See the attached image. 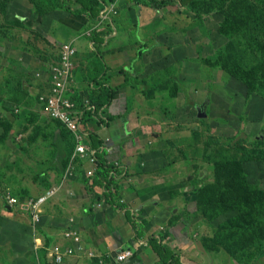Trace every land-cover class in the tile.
<instances>
[{
  "label": "rangeland",
  "instance_id": "rangeland-1",
  "mask_svg": "<svg viewBox=\"0 0 264 264\" xmlns=\"http://www.w3.org/2000/svg\"><path fill=\"white\" fill-rule=\"evenodd\" d=\"M123 1L132 13L116 8L112 20L101 22L60 9L44 14L29 0H0V257L40 263L51 208L34 226L21 204L65 173V155H56L51 138L56 124L37 109L41 80L60 40L82 39L80 56L90 46L85 38L105 28L117 31L107 59L113 84L124 86L108 108L114 115L108 124L128 130L122 142L131 153H152L151 164L147 157L137 161L150 190L185 198L200 240L224 248L216 232L225 233L236 260L264 264V159L244 156L245 147H264V139H250L264 138V0H253V7L246 0ZM9 45L22 54H11ZM246 211L256 212L248 225L236 219Z\"/></svg>",
  "mask_w": 264,
  "mask_h": 264
},
{
  "label": "crops",
  "instance_id": "crops-1",
  "mask_svg": "<svg viewBox=\"0 0 264 264\" xmlns=\"http://www.w3.org/2000/svg\"><path fill=\"white\" fill-rule=\"evenodd\" d=\"M123 2V0H118V11L121 9V13L129 15L134 11V8H127V6L122 5ZM79 18L87 19L88 17L79 16ZM114 23L116 24V22ZM115 27L117 30V25ZM116 34L117 31L114 34H103L104 41L98 44L95 39L90 38L91 36L86 37L85 41L88 42L86 45H93V47L85 48L80 56L78 42L82 39L72 37L71 39L60 40L57 48L65 41H72L77 49L74 57L73 78L70 83V95L76 94L77 91L86 95L88 89L84 90L82 85L86 82L84 79H88L90 61L94 57L96 46H99L100 53L112 71L113 79L114 71L111 69L112 64L107 58L113 51L109 48L114 47L110 44ZM109 45L110 47H108ZM11 47H14V45L6 47V50L11 54L14 53L15 56L22 54V48L19 45L17 49H11ZM57 48L56 50H58ZM91 53L93 54L90 60L87 61V59L82 58ZM132 67H134L133 61L130 65V68ZM47 79L48 74L45 79L43 77V80H41L42 89L39 94L48 89L49 82ZM110 83L113 84L112 81ZM31 89L35 90V87H31ZM114 103L116 102L113 101L109 108ZM36 104L37 109L40 110L39 112L45 115L46 113L43 112L39 99ZM126 122L127 119L124 118L122 125L125 126ZM92 124L94 125H92L93 129L99 131L101 136L107 135L106 137L113 138V140H110L113 141L110 144L113 149L108 150L106 157L114 163L118 161L120 167L127 170L119 195V201L123 204V207L114 206L106 197L97 199L94 192L88 189L85 179L88 177L87 171L93 167V163L86 159L83 160L84 165L75 174L78 178L71 177L66 181L61 178L59 181L52 183L57 184L63 180L60 192L44 204L43 214L51 208L49 211L51 225L46 229V234H43L46 243L39 251V264H42L41 251L44 248L48 249L46 256L48 263L55 264L50 252L56 245L62 246L64 250L68 248L75 249V254L68 256L62 264H157L159 258L157 251L150 243V235L159 237L163 244L179 252L187 264H243L214 241L197 238L198 232L194 228L195 216L184 212L183 203L185 198L181 195L157 194L154 190H150L146 183L145 174L138 168L137 161L142 157H147L148 163L151 164L150 157L152 155L150 154L152 153L144 152L143 148H136L131 153L130 146L128 147L122 142L126 137L124 135L129 134L128 130L123 127L119 131L114 123L105 125L107 127L100 126L98 128H96L95 122H92ZM53 179L56 180V178ZM95 190L103 193V187L101 186L95 187ZM192 205L193 203L189 204V209L193 207ZM126 212H129L132 221L136 222V227H134ZM67 232L74 233V236L68 237ZM76 237L79 238V242L74 240ZM36 238V240H42L38 236ZM122 250H132L133 256L123 262H118L116 261V255ZM0 264L14 263L0 257Z\"/></svg>",
  "mask_w": 264,
  "mask_h": 264
},
{
  "label": "trees",
  "instance_id": "trees-1",
  "mask_svg": "<svg viewBox=\"0 0 264 264\" xmlns=\"http://www.w3.org/2000/svg\"><path fill=\"white\" fill-rule=\"evenodd\" d=\"M37 10H40L43 13H48L56 9L67 11L71 14L84 16L88 18H100V13L102 9L108 4L109 0H75L76 5H72L65 0H29ZM205 2L206 0H180L181 5L187 6L191 5L195 2ZM224 2V0H220ZM246 7H253L255 3L253 0H246ZM220 7H224V4H220ZM94 29L90 34L92 39H95L97 44L104 41V37H102L105 33H110L109 29H102L98 32ZM96 44V45H97ZM99 46H96V50L94 52V57L90 61V71L88 73L89 85L86 95L77 91L76 94L71 95L73 99H75L79 105V107L87 108L85 112V120L87 123L95 122L96 128L100 127V125H105L109 123V120L113 118L109 111V106L114 101V98L118 92V90L122 86H117L111 84L112 81V73L109 71L108 64L106 63L103 55L100 53ZM53 55V59L57 58V50ZM128 78L125 79V82ZM40 95V94H39ZM39 97V96H38ZM39 99V98H38ZM86 99H89V105L93 106L92 108H88ZM51 119V118H50ZM54 124H56V128L51 133V138L54 143L55 153L58 156L65 155L64 161V171L66 170L70 160L72 153L76 146V139L71 130L66 128L59 120L51 119ZM93 125V124H92ZM94 126V125H93ZM58 128L61 129L58 130ZM263 133L251 135V141L262 140L264 138ZM88 140L92 147L99 148L101 145L105 144L106 140L103 138L97 130H91V133L88 137ZM264 146V145H262ZM113 149V148H112ZM108 153V149H100L97 152L98 157V165L94 175L88 176L85 179L87 187L90 191L94 192L97 199H103L106 197L107 200L112 203L114 206L120 208L123 207V204L119 201V195L122 190V181L127 175V170L124 167H120V165L115 164L113 161L109 160L106 157ZM244 156L247 160L264 159V147H256V148H244ZM78 168H81L84 165L83 159H78ZM63 175V174H62ZM101 186L103 187V193H99L95 190V187ZM255 210V209H253ZM128 218L132 221L131 215L129 212H126ZM254 214V215H253ZM256 212L249 213L248 211L240 213L236 216V219L240 220L241 223L248 225L251 224L250 220H255ZM133 222V221H132ZM134 227L137 226L136 222H133ZM255 225L257 222L254 223ZM238 225H241L238 223ZM216 232V237L218 236V240L224 248L229 252L230 255H234L236 249L231 246V242L225 243V233L220 234ZM246 236L244 232L242 237ZM150 243L153 245V248L157 251L158 254V263L157 264H187L184 262L182 256L179 252L174 251L169 248L165 244H163L159 237L154 235H150ZM229 241V240H227ZM232 242H236L240 244L238 239H232ZM47 253L48 249L44 248L41 251V261L42 264H49L47 261ZM239 261V260H238ZM258 264V263H257Z\"/></svg>",
  "mask_w": 264,
  "mask_h": 264
},
{
  "label": "built area",
  "instance_id": "built-area-1",
  "mask_svg": "<svg viewBox=\"0 0 264 264\" xmlns=\"http://www.w3.org/2000/svg\"><path fill=\"white\" fill-rule=\"evenodd\" d=\"M116 8L117 6H114V4L112 6L110 4L107 5L101 11V22L104 20H112L114 15L118 12ZM57 49V58L52 60L48 65L47 81L49 82V87L45 92L39 95V101L43 112L46 113L49 118L59 120L66 128L71 130L75 136L76 146L63 175V180L66 181L70 179L72 175L77 174L80 169L77 164L78 159H86L93 163V167L87 171V174L88 176L94 175L98 165L97 152L104 148L110 151L112 150V145H110L107 140L105 144L101 145L99 148H94L90 144L88 137L91 130H93V126L85 120L87 108L79 107L77 101L70 95V83L73 78L74 57L77 49L72 41L61 43ZM86 101L88 108H92L93 106L88 104L89 99H86ZM115 164L120 165L118 161H115ZM63 180L60 183L52 185L33 200L21 204L23 208L29 211L32 225L37 226L40 223L44 211V204L60 192ZM10 202L11 204H15L18 200L14 196L10 198ZM67 236L73 237L74 233L67 232ZM74 240L79 242L78 237ZM74 254V248L64 250L60 245L53 247L50 252V256L55 264L64 263L68 256H73ZM132 256V250H122L116 255V261L123 262Z\"/></svg>",
  "mask_w": 264,
  "mask_h": 264
}]
</instances>
